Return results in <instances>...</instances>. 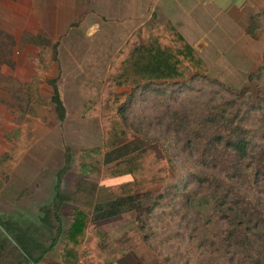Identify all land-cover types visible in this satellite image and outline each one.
Listing matches in <instances>:
<instances>
[{"label":"trees","instance_id":"trees-1","mask_svg":"<svg viewBox=\"0 0 264 264\" xmlns=\"http://www.w3.org/2000/svg\"><path fill=\"white\" fill-rule=\"evenodd\" d=\"M261 14L264 15V6L258 14L250 17L246 33L252 39L254 17ZM13 47L12 38L0 31V67L11 63ZM33 63L34 72L25 86L29 91V103L44 108L53 106L57 119L62 121L64 112L53 80L49 83L52 96L42 99L38 95L40 82L51 63L46 43L37 42ZM205 73V65L168 22L142 25L116 52L109 64L103 89L105 119L101 127L104 153L100 177L128 176L131 181L117 186L111 195H98L94 200L92 221L135 209L139 200L147 196L148 189L155 182L164 181L167 175L162 159L151 153L150 148L135 151L131 143L120 144L128 136L121 117L131 102L146 93L157 92L156 82L168 83L166 89L162 88L163 93L167 91L166 94L177 95L192 78L204 77ZM247 82L254 88L253 97L249 88L230 93V100L209 108L198 123L200 129L186 133V145L190 148L204 140L199 158L217 160L214 165L210 161L206 166H199L208 171L215 170V173L209 172L207 177L199 172L192 175L200 186H204V191L197 198L189 193L186 204L196 217L205 211L209 215L207 221L214 217L223 224L221 241L237 258L240 257L238 264H264V47L258 66L247 75ZM218 86L223 88L221 84ZM93 114V110H87L83 115ZM30 115L37 117L33 111ZM31 129L32 123L23 121L8 142V148L0 153V185L2 177L9 173L28 148ZM211 130L214 132L210 133ZM61 172L63 168L56 175L53 201L41 219L49 229L45 246L38 239L42 232L33 226L21 229L14 223L0 221V252L3 249H8L9 254L12 252L11 260L6 264L36 263L54 245L60 231L59 218L55 213L62 199L59 191ZM147 211H151L150 208ZM86 222L84 210H75L65 232L67 243L62 263H66L68 252L79 247L70 243L74 239L80 244ZM88 233L94 238L92 227L88 228Z\"/></svg>","mask_w":264,"mask_h":264},{"label":"rangeland","instance_id":"rangeland-1","mask_svg":"<svg viewBox=\"0 0 264 264\" xmlns=\"http://www.w3.org/2000/svg\"><path fill=\"white\" fill-rule=\"evenodd\" d=\"M41 1L46 3L47 0H33L36 6ZM27 3L29 0L0 1V31L14 41L11 63L0 67V146L5 149L23 121L28 120L32 123L29 156L33 154L42 163L45 178L48 179L50 174L62 167L63 171H70L67 178H86L90 186L97 182L102 168L104 152L102 127L99 130V126L105 119L103 90L99 93L102 97L100 100L82 104L64 100L63 105L68 113L64 114L62 121L57 119L53 106L44 108L30 105L29 91L25 86L34 72L33 57L36 55L37 42L46 43L50 54L62 46H81V43L77 38L64 39L65 31L75 28L78 23L66 22L61 28L55 29L53 23H46L36 17L35 12L32 11L31 16ZM105 7L102 1L91 2L86 6L96 10L98 17H104ZM254 18L253 36L264 45V15ZM153 23L148 21L145 24ZM203 76L192 78L177 95L146 93L132 101L121 117L128 136L120 144L131 143L135 151L150 148V152L159 156L167 168L165 180L155 182L148 189L147 196L141 198L138 206L128 212L130 215L124 214L117 219L130 222L122 234L128 240L140 243L145 252L160 264H238L240 258L221 241V222L214 217L207 221L209 215L205 211L196 217L187 207L189 193L197 198L204 191V186H200L192 175L199 172L207 177L209 172L215 173V170L208 171L199 166H206L210 161L214 165L217 160L199 158L204 140L190 148L186 145V133L200 129L198 123L209 108L230 100V93L236 94L243 88H249L253 97L254 88L247 82V77L242 86L238 85L239 78H233L230 82L233 85L227 86ZM43 80L42 95L47 98L51 94L49 83L53 78ZM87 110H93L94 114L83 115ZM32 111L36 118L30 115ZM93 190L104 192L112 190V187H101L94 183ZM149 208L151 211H147ZM114 224L116 221H109L103 228L108 229Z\"/></svg>","mask_w":264,"mask_h":264},{"label":"crops","instance_id":"crops-1","mask_svg":"<svg viewBox=\"0 0 264 264\" xmlns=\"http://www.w3.org/2000/svg\"><path fill=\"white\" fill-rule=\"evenodd\" d=\"M96 1L106 5L102 14L104 17H98L96 10L86 8ZM263 6L264 0H47L46 3L41 1L38 6L33 0L27 3L31 16L35 12L36 17L46 23H53L55 29L61 28L66 22L78 23L75 28L65 31L64 39L77 38L81 46H62L52 55L49 51L50 69L44 75V79L53 78L58 100L66 115L68 111L63 105L64 100L82 104L102 99L99 93L104 89L113 56L130 35L148 21L170 23L205 65L204 75L227 86L233 85L230 83L233 78H239L238 85L242 86L247 75L258 66L264 47L260 39H252L246 33L250 17ZM156 83L157 92L151 93L166 95L167 91L163 93L161 90L166 89L168 83ZM43 84L42 79L38 95L48 99L52 96V88L49 86L51 94L45 98L42 95ZM8 146L5 149L0 146V153ZM30 147L31 142H28L22 157L2 177L0 221L14 223L21 229L33 226L42 232L43 235H38V239L45 246L49 229L42 224L41 219L53 201L56 175L62 167L46 179L42 163L33 154L29 156ZM63 172L59 178L62 199L55 213L60 222L59 235L52 248L43 253L38 262L24 264H64L61 258L67 243L65 232L78 208L84 210L87 222L80 244L74 239L70 243L79 247L65 255V264H160L145 252L140 243L130 241L122 234L130 222L117 219L130 213L91 220L94 200L98 195H111L117 186L130 182V177H99L97 182L88 186V179L81 180L76 176L67 178L70 171ZM94 183L101 187H112V190L95 192ZM109 221H116V224L104 229L103 225ZM89 227H92L94 238L88 233ZM7 250L0 252L1 264L11 260L12 252L9 254Z\"/></svg>","mask_w":264,"mask_h":264}]
</instances>
